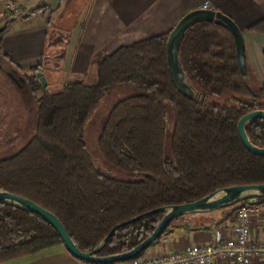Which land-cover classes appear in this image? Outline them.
<instances>
[{
  "label": "trees",
  "instance_id": "16d2710c",
  "mask_svg": "<svg viewBox=\"0 0 264 264\" xmlns=\"http://www.w3.org/2000/svg\"><path fill=\"white\" fill-rule=\"evenodd\" d=\"M39 10L24 9L19 17ZM6 29L0 31V43ZM250 30L264 35V19ZM168 37L160 34L119 47L96 63L95 79H69L56 93L40 81V67L27 75L38 105L36 131L12 157L0 158V190L52 211L84 251L94 250L115 226L147 211L195 201L227 186L264 183V156L249 151L238 133L243 115L264 109V83L251 87L253 78L243 76L233 34L213 21L198 22L186 32L179 56L197 98L180 92L172 79ZM117 85L136 86L139 92L111 107L99 150L131 179L102 174L86 140L87 124ZM246 130L254 144L264 147L263 118ZM239 204L219 209L226 211L223 221ZM163 216L157 212L120 226L98 255L135 247ZM56 244L64 243L42 216L0 203V262Z\"/></svg>",
  "mask_w": 264,
  "mask_h": 264
},
{
  "label": "crops",
  "instance_id": "0c3cea01",
  "mask_svg": "<svg viewBox=\"0 0 264 264\" xmlns=\"http://www.w3.org/2000/svg\"><path fill=\"white\" fill-rule=\"evenodd\" d=\"M205 1L210 2L208 9L227 14L242 30L247 77L264 83V35L250 30L264 19V0H29L25 10H40L7 22L0 56L24 75H32L33 68L40 67L48 90L56 93L69 79H95L96 63L119 47L170 33L184 15L200 9ZM1 6L3 1L0 12ZM3 23L1 20L0 25ZM225 213L216 210L184 215L146 252L207 243L216 229L230 234L234 215L223 221ZM253 233L260 235L257 223ZM0 264L96 263L83 261L64 244H56Z\"/></svg>",
  "mask_w": 264,
  "mask_h": 264
},
{
  "label": "water",
  "instance_id": "95a60500",
  "mask_svg": "<svg viewBox=\"0 0 264 264\" xmlns=\"http://www.w3.org/2000/svg\"><path fill=\"white\" fill-rule=\"evenodd\" d=\"M28 15L29 13L25 14V16ZM201 21H213L227 27L231 31L236 43L241 72L243 76L247 77L248 75L243 32L235 23V21L227 14L223 13L222 11H216L215 9L200 8L193 10L183 16V18L169 33V37L167 40V58L172 79L179 91L190 98H197L199 94L197 89L187 76L181 63L179 54L183 39L188 29L194 24ZM6 26V22L1 24L0 31H3ZM0 67H2L1 61ZM9 75L15 78V76H13L11 73H9ZM37 76L40 78L42 84L44 86H47L48 82L45 74L42 71H38ZM23 81H25L24 76H22L21 79H16V82L20 86L22 85ZM258 118L264 119V109H255L243 115L238 122V133L242 143L249 151L256 155L264 156V147L254 144L251 141L246 130V127L252 121ZM12 156L13 155L4 157V159L10 158ZM100 172L106 175L110 173L108 170L103 168L100 170ZM262 197H264V183L238 184L217 189L214 192L206 195L205 197L195 201L166 205L140 214L126 222L115 226L94 250L84 251L79 248V246L74 242L63 222L52 211L44 208L40 204L27 197L6 190H0V203L20 207L39 214L56 229L63 240L64 246L72 255L83 261L96 264H111L114 262L130 260L139 256L158 238H160L168 228V226L171 224V222L178 217L194 213L216 211L233 204L241 203L248 199ZM157 212H164L163 218L161 219L157 227L153 230V232L138 245L124 252L107 256L98 255L100 250L106 245L110 236L120 226L136 220H140L150 214Z\"/></svg>",
  "mask_w": 264,
  "mask_h": 264
},
{
  "label": "built area",
  "instance_id": "2783aa9c",
  "mask_svg": "<svg viewBox=\"0 0 264 264\" xmlns=\"http://www.w3.org/2000/svg\"><path fill=\"white\" fill-rule=\"evenodd\" d=\"M4 7L0 21L17 19L29 0H0ZM205 1L202 9H208ZM260 227V235L253 233V225ZM111 264H264V197L241 202L233 216L232 232L216 229L207 243H193L181 250L150 251L126 261Z\"/></svg>",
  "mask_w": 264,
  "mask_h": 264
},
{
  "label": "rangeland",
  "instance_id": "374dc122",
  "mask_svg": "<svg viewBox=\"0 0 264 264\" xmlns=\"http://www.w3.org/2000/svg\"><path fill=\"white\" fill-rule=\"evenodd\" d=\"M86 80L90 81L89 78ZM258 80L249 81L250 86L259 84ZM24 88L25 86L19 87L4 69L0 68V158L20 150L35 134L38 105L29 88ZM138 92L139 89L132 85L113 87L103 98L100 108L86 127L88 148L97 168L106 169L109 174L120 179H131L132 175L112 167L102 158L99 150L100 134L111 107L120 99Z\"/></svg>",
  "mask_w": 264,
  "mask_h": 264
},
{
  "label": "flooded vegetation",
  "instance_id": "af4514ba",
  "mask_svg": "<svg viewBox=\"0 0 264 264\" xmlns=\"http://www.w3.org/2000/svg\"><path fill=\"white\" fill-rule=\"evenodd\" d=\"M0 61H1V63H2V61L3 62H5V66H4V64L2 63V67H0V68H3L4 69V71L9 75V73H11L13 76H15V78H13L12 76H10L11 78H12V80L18 85V83L16 82V79H21V77L22 76H24L25 77V81H23L22 82V85L20 86V85H18L19 87H24L25 86V88L26 89H28L29 87H27L28 86V83H27V75H24L23 73H21V72H19L18 70H16V69H14L13 67H11V66H8L7 64L8 63H6L7 61H5V59H3V57H1L0 56ZM24 88V89H25Z\"/></svg>",
  "mask_w": 264,
  "mask_h": 264
}]
</instances>
